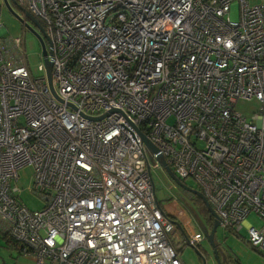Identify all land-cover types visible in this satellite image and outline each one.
Here are the masks:
<instances>
[{"label":"built area","instance_id":"obj_1","mask_svg":"<svg viewBox=\"0 0 264 264\" xmlns=\"http://www.w3.org/2000/svg\"><path fill=\"white\" fill-rule=\"evenodd\" d=\"M13 1L24 33L0 36L1 238L37 264H185L156 197L160 156L233 235L250 214L264 222V0ZM28 13L53 45V91L45 59L41 78L28 65ZM240 99L260 102L252 120ZM27 166L41 211L15 184ZM245 241L264 254V226Z\"/></svg>","mask_w":264,"mask_h":264},{"label":"rangeland","instance_id":"obj_2","mask_svg":"<svg viewBox=\"0 0 264 264\" xmlns=\"http://www.w3.org/2000/svg\"><path fill=\"white\" fill-rule=\"evenodd\" d=\"M249 1L251 5H259L262 3L261 0ZM10 6L15 14L20 12L14 2H11ZM0 7L2 9V27L0 28V36L6 38L22 36L24 33V24L6 6L3 0H0ZM228 16L234 22L240 21L239 2H234L231 5V10ZM31 25L33 26V29L36 30V27L32 23ZM25 54L32 75L36 79L41 78L43 73L40 72L39 67L44 63L43 49L39 38L30 29L27 30L25 36ZM260 108L261 104L256 99H240L235 106L236 111L248 120H252L254 115L259 112ZM169 122L172 123L173 121L170 120ZM34 173L35 170L31 166L22 168L19 172V179L15 184L22 190L20 198L28 209L31 211H41L44 208L45 201L32 193L31 190ZM153 179L156 185V197L158 202H164L162 200L163 195L168 197V193H173L175 197L186 200L184 195L185 190L174 183V181L171 180V178L161 169L153 170ZM184 184L190 189H199L197 182L193 179L185 180ZM192 206V208H196V202H193ZM198 213L196 212L197 216L201 218ZM263 226V220H261L256 214H250L244 222V229L237 236L229 233L225 228L219 227L214 239L215 245L218 249V255H216L215 247L208 239H204L205 241L201 245L202 248H199V251L191 246H186L185 248L182 247L185 242V240L183 241V237L179 239L177 236H172V240L175 247L180 249L181 258L185 264H264V255L257 249H253L245 241L247 238V229L249 227L261 229ZM207 230L210 232L209 228H207ZM9 249L10 248L5 247L0 242V264H37V261L33 257L24 256L21 255V253L19 254L15 249Z\"/></svg>","mask_w":264,"mask_h":264},{"label":"crops","instance_id":"obj_3","mask_svg":"<svg viewBox=\"0 0 264 264\" xmlns=\"http://www.w3.org/2000/svg\"><path fill=\"white\" fill-rule=\"evenodd\" d=\"M166 175L169 176L168 174ZM168 194V197L163 195L162 200L164 202H159V205L163 211L176 223L178 227L177 233L180 239L183 237V241H186L187 238L200 237L202 240L198 245L201 246L205 241V231L208 228V221L197 216L196 212H198V209L192 208V203L195 201L192 197H190V195H186L184 193L186 200H182L179 197H175L173 193ZM0 242L5 247L10 248L9 250H13L11 247H9L7 242L1 238V236Z\"/></svg>","mask_w":264,"mask_h":264},{"label":"water","instance_id":"obj_4","mask_svg":"<svg viewBox=\"0 0 264 264\" xmlns=\"http://www.w3.org/2000/svg\"><path fill=\"white\" fill-rule=\"evenodd\" d=\"M4 1H5L6 6L13 12L8 0H4ZM15 15L21 21V19L18 17V15L17 14H15ZM27 15L31 19V23L36 27V30H35V29H33V27L31 25L27 24V28L30 29L31 31H33L35 33V35L39 38L40 42H41L44 59H45V62L47 64L48 80H49V83H50V87H51V89L53 91V86H52V67H53V63L48 58L49 55L51 56L53 54V45H52L50 39L47 37V35L45 33V30L42 27V25L39 23V21L36 20L35 18L31 17V15L29 13ZM47 43H48V45H47ZM96 120H99V119H96ZM142 137H143V140L145 141V144L149 147V149L151 151L155 152L156 151L155 147H153L151 145V143L148 142L147 139L144 136H142ZM158 162L164 167V169L166 170L167 174L169 175L171 180L174 181V183H176L180 188H182V189H184L186 191H189L192 194L198 196L205 203L208 211L210 212V214H211V216H212V218L214 220L213 228L211 229L210 232L208 230H206L205 231V236L210 241V243L215 247L216 255H218V251H217V247L215 245V240L214 239H215L216 231L221 226V224L218 221L217 216H216L213 208L211 207V205L209 204V202L205 198L204 194L201 191H199V190H193V189L188 188L184 184V182L181 181L176 176L174 171L170 168V166L167 164V162L163 159L162 156H160V158L158 159Z\"/></svg>","mask_w":264,"mask_h":264},{"label":"flooded vegetation","instance_id":"obj_5","mask_svg":"<svg viewBox=\"0 0 264 264\" xmlns=\"http://www.w3.org/2000/svg\"><path fill=\"white\" fill-rule=\"evenodd\" d=\"M11 2H14L13 0H11ZM47 45H48V43H47ZM158 169H161L164 173H166L167 174V172H166V170L164 169V168H158ZM154 180V179H153ZM154 184H155V181H154ZM155 188H156V185H155ZM199 191H200V189H198ZM186 195H190V197H192L193 199H196V197L197 198H199L198 196H196V195H194V194H192L191 192H189V191H186L185 190V192H184ZM200 200H201V198H199ZM200 200L197 202L196 200H194L195 202H196V209H198V215L199 216H201V218H203L204 220H206V221H208L209 219H210V212L208 211V209H207V207H206V205H205V203L203 202V200H201V202L203 203V205L200 203ZM205 206V208L207 209V210H204L205 212H202L201 211V208H203ZM207 214H208V217H207ZM212 217V216H211ZM213 225H214V220H213ZM221 227V226H220ZM213 228V227H212ZM210 231H211V229H210ZM229 233H231L230 231H229ZM232 234V233H231ZM204 238V237H203ZM205 239H207V237L205 236ZM201 247V246H200ZM218 250V249H217ZM219 258V257H218Z\"/></svg>","mask_w":264,"mask_h":264},{"label":"trees","instance_id":"obj_6","mask_svg":"<svg viewBox=\"0 0 264 264\" xmlns=\"http://www.w3.org/2000/svg\"><path fill=\"white\" fill-rule=\"evenodd\" d=\"M194 200H196V201L198 202L200 199L196 197V199H194ZM200 203L203 205V203L201 202V200H200ZM161 209H162V208H161ZM204 210H207V209L205 208V206H204L203 208H201V211H202V212H205ZM163 212H164V211H163ZM207 217H208V214H207ZM171 220L174 222L173 219H171ZM174 223H175V222H174ZM212 227H213V218H212L211 215H210V219L208 220V228H209V229H212ZM4 240L7 242V244L9 245V247H11L12 249L17 250V251L19 252V254H20V251H19V245H17L16 242H14V241H12V240H10V239H7V238H5ZM262 254H263V253H262ZM263 255H264V254H263Z\"/></svg>","mask_w":264,"mask_h":264},{"label":"clouds","instance_id":"obj_7","mask_svg":"<svg viewBox=\"0 0 264 264\" xmlns=\"http://www.w3.org/2000/svg\"><path fill=\"white\" fill-rule=\"evenodd\" d=\"M11 2V1H10ZM15 3V2H14ZM15 13V12H14ZM33 27V26H32ZM182 181V180H181ZM184 182V181H183ZM159 203V202H158ZM200 246L198 247L197 251H199Z\"/></svg>","mask_w":264,"mask_h":264}]
</instances>
